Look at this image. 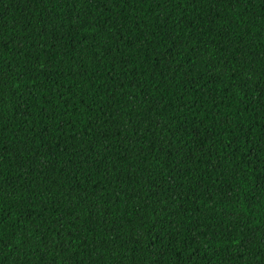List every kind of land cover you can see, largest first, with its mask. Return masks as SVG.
Listing matches in <instances>:
<instances>
[{
  "label": "trees",
  "instance_id": "trees-1",
  "mask_svg": "<svg viewBox=\"0 0 264 264\" xmlns=\"http://www.w3.org/2000/svg\"><path fill=\"white\" fill-rule=\"evenodd\" d=\"M0 264H264V0H0Z\"/></svg>",
  "mask_w": 264,
  "mask_h": 264
}]
</instances>
